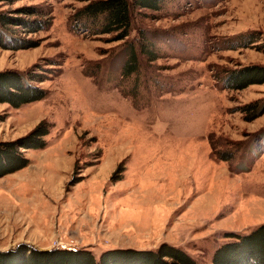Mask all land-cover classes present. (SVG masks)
I'll use <instances>...</instances> for the list:
<instances>
[{
    "label": "rangeland",
    "instance_id": "1",
    "mask_svg": "<svg viewBox=\"0 0 264 264\" xmlns=\"http://www.w3.org/2000/svg\"><path fill=\"white\" fill-rule=\"evenodd\" d=\"M90 1L0 0L1 12L41 24L8 26L33 46H0V71L32 70L43 81L30 84L47 90L20 108L0 103V141L50 125L27 168L0 177V249L99 258L167 242L212 264L232 232L264 223V114L250 121L242 110L264 98V83L221 81L264 64V0L135 8L121 40L79 23ZM243 36L255 42L242 46Z\"/></svg>",
    "mask_w": 264,
    "mask_h": 264
},
{
    "label": "trees",
    "instance_id": "2",
    "mask_svg": "<svg viewBox=\"0 0 264 264\" xmlns=\"http://www.w3.org/2000/svg\"><path fill=\"white\" fill-rule=\"evenodd\" d=\"M167 0H92L84 5L76 15L79 23L85 25L95 35L115 34L118 40L129 36L133 23L132 12L135 8L162 10ZM9 25H23L31 29L39 26V21L15 18L9 13L0 11V46L14 49L32 47L28 40L18 41L13 35L15 31ZM39 26V27H38ZM246 37V38H245ZM243 36L249 46L254 43L253 37ZM244 43V44H243ZM145 50V49H143ZM131 65L135 68L137 54L131 50ZM33 81L41 82L43 77L32 72L20 73L8 69L0 71V103H7L20 108L26 103L39 101L47 95V90ZM225 89L242 90L251 85L264 83V64L247 65L234 69L222 78ZM246 119L252 121L264 114V98L243 106ZM50 125L42 121L26 135L0 141V177L27 168L30 158L27 150H42L47 146L46 136ZM231 242H226L214 251L212 264H264V223L247 234L231 233ZM0 264H199L186 250L163 242L157 248H123L107 249L100 257L85 248L60 247L55 249H39L31 244L19 243L14 248L0 249Z\"/></svg>",
    "mask_w": 264,
    "mask_h": 264
}]
</instances>
